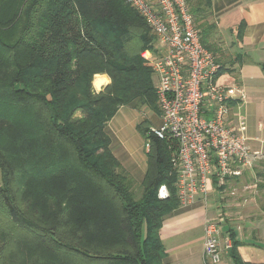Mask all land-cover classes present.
I'll list each match as a JSON object with an SVG mask.
<instances>
[{"label":"trees","instance_id":"1","mask_svg":"<svg viewBox=\"0 0 264 264\" xmlns=\"http://www.w3.org/2000/svg\"><path fill=\"white\" fill-rule=\"evenodd\" d=\"M186 2L196 23L210 5ZM147 28L125 0H0V264H162L176 142L136 125L148 144L137 198L107 132L122 105L157 107ZM97 74L110 79L99 92ZM237 245L233 264H264Z\"/></svg>","mask_w":264,"mask_h":264},{"label":"built area","instance_id":"2","mask_svg":"<svg viewBox=\"0 0 264 264\" xmlns=\"http://www.w3.org/2000/svg\"><path fill=\"white\" fill-rule=\"evenodd\" d=\"M146 22L154 36L153 59L141 52L156 77L155 94L161 122L150 128L160 139H173L171 172L179 203L207 201L212 189L242 175L264 151L252 148L243 126L231 123V102L244 98L241 87L216 77L220 64L201 42L200 32L186 0H125ZM165 184L157 196L168 197ZM203 254L211 263L221 261L231 243L220 241L219 223L203 225Z\"/></svg>","mask_w":264,"mask_h":264},{"label":"crops","instance_id":"3","mask_svg":"<svg viewBox=\"0 0 264 264\" xmlns=\"http://www.w3.org/2000/svg\"><path fill=\"white\" fill-rule=\"evenodd\" d=\"M207 19L212 21L210 31H217V36H213L219 46L215 52L210 50L224 66L219 81L233 83L244 91L243 99L230 103L231 123L237 129L243 126L249 145L264 151V125L255 123L256 118L264 119V0H210ZM239 27H242L240 33ZM227 33L230 40L226 43ZM97 75L101 77L92 80L95 91L110 81L106 74ZM101 79L97 86L95 82ZM121 107L124 105L107 123L110 150L135 181L141 182L146 172L148 148H143L146 141L136 129L138 122L129 120L132 116L129 109L118 114ZM152 111L155 118L149 120L148 130L161 122L158 105ZM132 128L141 140L134 138ZM243 185L241 176L229 179L223 187L212 189L206 202L197 198L187 205L178 203L165 214L158 230L164 249L161 263L214 264L203 254V225L208 219L220 220L222 245L226 240L236 241L243 261L264 263V200L258 194L244 191ZM216 264H233L228 248L223 250L221 261Z\"/></svg>","mask_w":264,"mask_h":264},{"label":"rangeland","instance_id":"4","mask_svg":"<svg viewBox=\"0 0 264 264\" xmlns=\"http://www.w3.org/2000/svg\"><path fill=\"white\" fill-rule=\"evenodd\" d=\"M198 19V18H197ZM197 21V20H196ZM212 21L210 19H207V9L205 10V12L202 13V15L200 16L199 21H197V23L195 22V24L197 25L199 32L201 33V36L204 37L205 41L207 42L208 47L213 50L214 52L216 51L218 46L217 43V39H215V37L213 36V34L215 36H217V31L216 33L214 32L215 30H213L212 32H209V35L206 37V35H204L203 33V29L207 28L208 25H210ZM147 35L151 38L153 37V34L151 33V31L147 28ZM209 38V39H208ZM222 38V36L220 37ZM226 39V43L230 40V37L228 35V33L225 36ZM154 45H155V40L153 41V38L150 40L149 42V47L148 49H146V51L149 52L151 59H153V50H154ZM212 46V47H211ZM144 59V58H143ZM145 64L147 66H149L148 62L144 59ZM150 67V66H149ZM151 68V67H150ZM101 77V76H98ZM108 77V75H107ZM109 78V77H108ZM153 81H154V85L156 83V77L153 75ZM231 78H229L230 80ZM95 80V79H94ZM227 81V80H226ZM94 82V81H93ZM220 82L225 83L224 80L220 79ZM231 82V81H230ZM99 89L96 90V92H99L101 90L100 87H98ZM94 89V88H93ZM103 89V88H102ZM132 113V116L129 117V120L132 123H137L139 125H141V128L146 124V123H150L149 120L153 121V111L152 109L147 107L146 102L144 103V101L142 99H136L134 102H132V105H124V107H121L118 111V114H122L123 112H125L126 110H128ZM117 119V118H116ZM115 119V120H116ZM261 122L264 125V119L263 118H256L255 123H259ZM133 124H131L132 126ZM113 127V126H112ZM151 128V127H150ZM132 133L135 134L136 136H134V138L136 140H141L139 139L138 136V132L136 133L135 129L132 128L131 129ZM150 131V129H149ZM144 140V139H143ZM144 144V141L142 142ZM264 144H262L263 146ZM138 148H141L140 145H138ZM143 148H148V144L145 142V144L143 145ZM168 150V148H167ZM123 167V166H122ZM124 168V167H123ZM125 169V168H124ZM126 171V170H125ZM128 172V171H127ZM129 173V172H128ZM130 174V173H129ZM259 174V175H258ZM262 174H264V159H260L255 161L254 163H252V165H250L247 168H243L242 171V175H241V180L244 182V185L246 187V189L244 191L249 192V194H251L252 192L255 194L259 195V198L264 200V179L261 176ZM131 176V174H130ZM132 177V176H131ZM133 178V177H132ZM133 190H134V194L137 198H139L141 196V187H140V182L135 181V179L133 178ZM175 187V186H174ZM168 188V187H167ZM168 194L170 193L169 189H168ZM231 194H233V192H231ZM157 198L162 199L160 197L157 196ZM220 224V220L217 221ZM231 247V246H230ZM230 249V248H228Z\"/></svg>","mask_w":264,"mask_h":264},{"label":"bare ground","instance_id":"5","mask_svg":"<svg viewBox=\"0 0 264 264\" xmlns=\"http://www.w3.org/2000/svg\"><path fill=\"white\" fill-rule=\"evenodd\" d=\"M102 80H103V79L98 80L97 82H95V84L98 86L99 84H101Z\"/></svg>","mask_w":264,"mask_h":264}]
</instances>
